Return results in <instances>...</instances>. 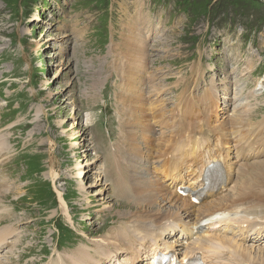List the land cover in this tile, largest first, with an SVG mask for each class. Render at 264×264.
<instances>
[{
    "label": "rangeland",
    "instance_id": "rangeland-1",
    "mask_svg": "<svg viewBox=\"0 0 264 264\" xmlns=\"http://www.w3.org/2000/svg\"><path fill=\"white\" fill-rule=\"evenodd\" d=\"M138 10L143 24L136 26ZM154 24L156 37H149ZM134 26L150 29L141 47L148 71L140 101L123 77L124 43ZM198 78L217 90L210 115L204 110L200 119L224 125L239 114L241 133L259 136L252 134L264 129V0H0V219L8 212L21 237L16 247L8 239L0 264H58L80 245L97 259L108 241L116 242L108 231L131 208L115 193L116 182L131 189V198L152 195L146 184H153L154 173L145 182L141 170L159 146L153 151L146 138L181 128L187 96L196 95L193 108H200L205 82L197 87ZM186 80L189 88L182 87ZM37 157L40 171L33 166ZM81 166L88 172L82 181ZM45 186L52 190L47 198L41 197ZM64 224L72 238L61 247L56 233ZM246 242L254 263L264 264V235Z\"/></svg>",
    "mask_w": 264,
    "mask_h": 264
},
{
    "label": "bare ground",
    "instance_id": "bare-ground-1",
    "mask_svg": "<svg viewBox=\"0 0 264 264\" xmlns=\"http://www.w3.org/2000/svg\"><path fill=\"white\" fill-rule=\"evenodd\" d=\"M133 16L134 25L137 26V24L142 23L140 10L137 14L134 13ZM156 26L154 24L153 31L155 33L149 37H156ZM149 30L146 28L137 32V27L134 26L131 31H135V34H132L124 43L127 48H125L123 54L126 63L124 64L123 77L129 87L138 92L136 97L139 101V91L145 83L143 77H147L144 72L148 71V69H144L145 63L148 61L146 59L147 55L141 47L148 44L149 37L146 32ZM115 71L118 72V70ZM194 81H198L199 85L197 87L200 86L202 81L205 82L199 88L203 89L198 97L202 98L198 102L200 108H193L195 98H197L196 95L194 97L187 96L189 102L185 103V110H182L183 113L181 112V122H183L181 128L179 126H176L177 129H173L172 126V128L168 127L169 134L162 136L164 133L162 131L161 137L157 140H151L150 137L146 138L148 147L150 149L153 147V151L156 150L157 144L159 146L155 151L156 154L151 153L148 155L146 168L141 170V177L147 182L150 180L151 164L153 162L158 164V177L155 175L154 179L151 178L152 185L146 184V187L152 188L150 191L152 195L147 198L141 197V199L138 197V199L131 198V189L126 191L122 185V180H118L115 193L119 197L127 198V203L131 208L134 204L135 209H124L128 210L127 213L120 216L124 221L114 222L113 229L108 231V237L114 238L116 242L106 241L104 251L97 252V259L94 254L86 249L90 246L80 245L77 251L67 253V264H107L113 261V264H149L158 251L168 252L170 247L177 246L176 243H179L184 249V256L201 254L210 264H255L254 260L256 258L254 255L253 258L249 251L252 250L253 245L251 246L247 242L244 244L243 242L248 240V235H254L255 238L264 235V218L261 217L264 214V135L262 134L264 129L252 134V136L259 135L255 137H250L249 132L242 134V128L237 126L238 123L242 122V116L239 114L237 122L231 123L230 120L224 125H214L209 119H200L205 113L204 110L207 111L206 115H210L216 102L217 90L216 86L212 87L206 84V80L198 78ZM235 83L236 81L230 82L231 86ZM191 84L192 82L186 80L182 83V87L189 88ZM237 93L239 91L235 92V94ZM186 94L187 92L184 90L181 91V96ZM149 106L157 107L154 104ZM177 113L173 114L177 115ZM163 116H166V114H163ZM163 116L161 117L162 121L164 120ZM196 117L200 119L199 124L193 130L188 131L187 127L190 121L197 123ZM142 122L138 119L135 124L143 129ZM165 125L168 126V123ZM206 125L210 129L207 133ZM145 126L147 127V124ZM231 130L234 137L227 133ZM169 139L171 140L169 141ZM245 140H249V142L243 144L242 142ZM166 141L169 144L168 147L163 145V142ZM234 143L236 145V158L240 157L241 160H245L252 154L250 152L255 153L258 150L256 156L251 155L258 160L240 164L233 161L231 152ZM4 145L5 143L1 139L0 148ZM214 161H222L227 170V193H220L219 195L210 193L205 204L198 207L191 202L190 195L184 197L174 190L177 182L192 176L196 179L197 175L202 174L203 167ZM86 169L81 166V170L78 171L79 175H77L78 179L87 176ZM48 171L50 172V170ZM230 192H232L231 195ZM1 193L3 192L0 191ZM61 200L63 202V212L69 219L73 220L70 212L64 209L65 206L68 207V204L65 203L63 197ZM137 213L138 215L134 218L133 224L129 225L128 220ZM6 214L0 219V221L3 220L0 224L3 225V228L0 229V250L8 243V239H14L13 243L16 247L18 246L16 242L21 238L16 233L15 225H9L10 215L8 212ZM215 216L218 218L219 216L227 217L222 221L227 224L228 230L231 229L234 232L237 229L243 235L236 237L229 236L228 233L209 234L202 227L194 232L195 227L200 224V220H210ZM185 241L191 243L190 246L184 248ZM260 257L264 260V253ZM57 261L58 264L67 262L65 257L61 256L57 258ZM39 262H31V264H38ZM14 263L21 264L20 261L16 260Z\"/></svg>",
    "mask_w": 264,
    "mask_h": 264
},
{
    "label": "trees",
    "instance_id": "trees-1",
    "mask_svg": "<svg viewBox=\"0 0 264 264\" xmlns=\"http://www.w3.org/2000/svg\"><path fill=\"white\" fill-rule=\"evenodd\" d=\"M66 230L70 232V230L68 228H66Z\"/></svg>",
    "mask_w": 264,
    "mask_h": 264
}]
</instances>
